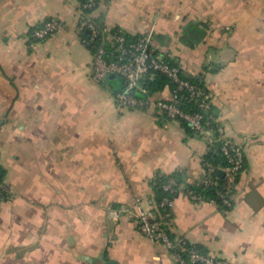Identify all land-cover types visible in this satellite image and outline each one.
<instances>
[{
  "label": "crops",
  "instance_id": "crops-1",
  "mask_svg": "<svg viewBox=\"0 0 264 264\" xmlns=\"http://www.w3.org/2000/svg\"><path fill=\"white\" fill-rule=\"evenodd\" d=\"M241 0H100L94 16L199 77L217 120L245 149L234 206L175 200L177 237L237 264H264V31ZM80 0H0V264H177L123 213L154 197L160 174L201 173L207 140L157 109L119 108L110 79L92 77V51L78 30ZM253 10V7H249ZM248 12V11H247ZM65 30L31 44L50 17ZM206 23L191 45L185 30ZM166 86L154 94L168 98Z\"/></svg>",
  "mask_w": 264,
  "mask_h": 264
},
{
  "label": "built area",
  "instance_id": "built-area-1",
  "mask_svg": "<svg viewBox=\"0 0 264 264\" xmlns=\"http://www.w3.org/2000/svg\"><path fill=\"white\" fill-rule=\"evenodd\" d=\"M99 1L80 0L77 26L82 42L93 54V79L104 81L110 74L118 75L124 84L115 95L119 108L157 109L165 118L184 122L193 134L205 138L207 150L202 157L201 173L187 182L202 188L216 186L222 205L231 209L234 206L232 190L245 165V149L240 141L227 135L225 127L212 112L210 91L188 78L176 61L172 62L165 54L155 51L151 31L131 36L122 28H110L98 21L93 13ZM63 30L65 22L59 17H50L31 31V44ZM158 73L169 79L168 98H155L142 84L143 79L153 80ZM137 92L142 96H138ZM216 144L225 163H215L210 155ZM219 171H223L222 180ZM181 185L176 177L169 176L162 186L166 194L160 199L140 195L134 198L132 204H122L113 208L111 213H123L141 234L165 245L177 264H237L172 233L175 200L181 192ZM183 192L192 202L210 201L195 188L187 187ZM8 194L9 187L0 172V197Z\"/></svg>",
  "mask_w": 264,
  "mask_h": 264
},
{
  "label": "trees",
  "instance_id": "trees-1",
  "mask_svg": "<svg viewBox=\"0 0 264 264\" xmlns=\"http://www.w3.org/2000/svg\"><path fill=\"white\" fill-rule=\"evenodd\" d=\"M207 28H208V25L206 23H202V22L201 23H199V22L191 23L185 30L184 39L187 40L191 45H196V44H198L204 40V38L207 34ZM166 56L169 60H171L172 62H175V59L170 57L168 54ZM188 78L195 80V81L199 82L201 85L205 86L199 77H197V78L188 77ZM121 81H122V88H123L124 87L123 80L121 79ZM142 84H143V86H145L148 89V93L150 95H154L155 93L162 91L169 84V79L164 74L158 73L153 80H149L147 78L143 79ZM205 88H206V86H205ZM121 89H119V90H121ZM137 93H138L137 94L138 96H142V94L140 92H137ZM212 112L215 114L213 107H212ZM184 124L188 128L187 124L186 123H184ZM210 155H212L215 163H225L224 157L220 153L217 144H216V147L210 153ZM244 168H245V165H244ZM0 172L2 173L3 176H5V172L1 168H0ZM169 176L176 177L181 184H185L186 188L190 187V188H195V189L201 191L203 193V195L207 198V200H210V201L212 200L215 203H217L221 208L227 210V207L222 205L221 199L217 195V192H216L217 187L216 186L211 185V186L203 187V188L200 186L196 187L194 184L188 183L186 180H184L183 177L181 176V172H174V173L169 174V175L160 174L157 176V178L155 179L154 184H153L155 199H160L162 196H164L166 194V191L163 189L162 186ZM220 177H221L220 180H222V176H220Z\"/></svg>",
  "mask_w": 264,
  "mask_h": 264
},
{
  "label": "rangeland",
  "instance_id": "rangeland-1",
  "mask_svg": "<svg viewBox=\"0 0 264 264\" xmlns=\"http://www.w3.org/2000/svg\"><path fill=\"white\" fill-rule=\"evenodd\" d=\"M244 6L248 7L245 12H242L243 15L247 16L250 20L258 19L263 22V31H264V0H241L240 7L244 9ZM249 7H253V10H250ZM248 11V12H247ZM264 37V34H263Z\"/></svg>",
  "mask_w": 264,
  "mask_h": 264
},
{
  "label": "water",
  "instance_id": "water-1",
  "mask_svg": "<svg viewBox=\"0 0 264 264\" xmlns=\"http://www.w3.org/2000/svg\"><path fill=\"white\" fill-rule=\"evenodd\" d=\"M107 78L110 79L111 81H113L115 84H117V86L119 87V89L122 88V81H121V79L119 78L118 75H116V74H110ZM219 174L222 176L223 175V171H219ZM109 262H110V264H115V261L114 260H110Z\"/></svg>",
  "mask_w": 264,
  "mask_h": 264
}]
</instances>
